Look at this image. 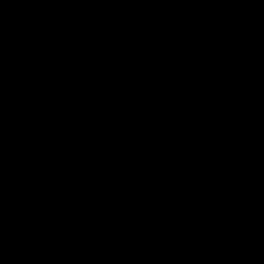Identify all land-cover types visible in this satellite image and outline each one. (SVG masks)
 <instances>
[{
	"label": "trees",
	"instance_id": "1",
	"mask_svg": "<svg viewBox=\"0 0 264 264\" xmlns=\"http://www.w3.org/2000/svg\"><path fill=\"white\" fill-rule=\"evenodd\" d=\"M233 52L246 61V71L230 90L220 92L205 73L218 75L221 60ZM8 81V94L49 92L89 108L130 98L143 105L136 116L164 112L182 126L201 128L203 135L183 153L185 168L158 173L163 183L140 193L138 206L114 192L100 199L82 195L69 165L52 159L60 152L57 144L35 164L4 154V240L11 225L37 219L44 202L34 198L36 191L52 178L47 164L59 178L49 194L80 196L96 203L105 217L100 240L89 244L85 238V264H100L106 250L113 256L114 244L122 249H115L106 264H180L190 248L179 250L169 229L204 225L208 234L240 233L249 223L264 221L260 178L208 154L210 129L240 127L251 133L264 128L259 115L264 109V0H0V85ZM78 151L61 154L78 159ZM149 214L147 239L129 244L131 220L139 215L147 221ZM59 247L65 249L63 240ZM16 251L7 247L9 256Z\"/></svg>",
	"mask_w": 264,
	"mask_h": 264
},
{
	"label": "clouds",
	"instance_id": "2",
	"mask_svg": "<svg viewBox=\"0 0 264 264\" xmlns=\"http://www.w3.org/2000/svg\"><path fill=\"white\" fill-rule=\"evenodd\" d=\"M35 93L8 94L0 85V209L4 154L24 164H35L47 147L57 144L60 152L54 162L59 166L69 164L82 195L100 199L114 192L138 206L140 193L155 191L163 183L158 173L171 175L185 168L183 153L203 135L201 128L182 126L176 119H161L164 112L151 118L136 116L137 108L126 101L89 108L52 98L49 92ZM77 118L79 123H75ZM209 135L210 160L234 162L264 183V128L251 134L240 127L210 129ZM74 147L79 149V158L73 163L61 153ZM230 175V182L235 183V174ZM37 212L35 221L11 225L7 240L3 239L0 221V264H85V238L93 244L105 232V217L99 206L80 196L42 203ZM152 219L149 214L147 221L139 215L131 220L129 244L147 239L146 229ZM209 231L204 225H189L178 232L169 229L179 250L190 248L188 258L180 264H264V221L249 223L240 233ZM61 240L65 243L63 251ZM9 245L17 249L11 256ZM112 247L113 256L115 249H122L119 244ZM99 259L100 264H106L102 256ZM148 264L163 262L149 260Z\"/></svg>",
	"mask_w": 264,
	"mask_h": 264
},
{
	"label": "snow or ice",
	"instance_id": "3",
	"mask_svg": "<svg viewBox=\"0 0 264 264\" xmlns=\"http://www.w3.org/2000/svg\"><path fill=\"white\" fill-rule=\"evenodd\" d=\"M246 71V61L241 58V54H238L236 52L230 53L226 56V58L222 59L218 68L216 69V72L218 75H213L211 70L207 71L205 73L206 77L209 79V81H215L216 87L219 89L220 92H226L230 90L235 83L240 79L241 75ZM37 94V93H33ZM121 101H126L131 105H134L137 108V114H140L139 111L140 108L143 107L142 103L130 98H125ZM101 105H90V107H99ZM105 107H109V105L104 104ZM149 115H151L149 113ZM261 117V124H264V109L261 110L259 113ZM161 119L169 118L173 119L175 122V117L168 116L167 114H161ZM249 134H251L249 132Z\"/></svg>",
	"mask_w": 264,
	"mask_h": 264
},
{
	"label": "built area",
	"instance_id": "4",
	"mask_svg": "<svg viewBox=\"0 0 264 264\" xmlns=\"http://www.w3.org/2000/svg\"><path fill=\"white\" fill-rule=\"evenodd\" d=\"M2 86H3V89H4V91H11V84H10V82L8 81V82H4L3 84H2ZM57 152H54L53 153V160H54V157H55V154H56ZM63 155V154H62ZM64 156H66V155H64ZM68 157V156H67ZM70 158V157H69ZM70 159H72V158H70ZM75 162V161H74ZM46 168H47V170H48V172H50L51 174H52V178L49 180V182H47L45 185H43V186H38L39 187V189H40V191H41V193H43L42 194V198H41V200H40V202H48V203H51V202H53V201H55V200H58L59 198H61L62 196L61 195H54V196H48L47 194H46V191H43L42 189L43 188H45L46 186L47 187H49V186H51V185H53L52 184V182H56V183H58L59 182V178H58V175H57V173H56V170H55V168L51 165V164H47L46 165ZM55 183V184H56ZM6 197V195H4L3 194V201H4V198ZM2 201V202H3ZM90 264H94V263H92V262H90Z\"/></svg>",
	"mask_w": 264,
	"mask_h": 264
},
{
	"label": "rangeland",
	"instance_id": "5",
	"mask_svg": "<svg viewBox=\"0 0 264 264\" xmlns=\"http://www.w3.org/2000/svg\"><path fill=\"white\" fill-rule=\"evenodd\" d=\"M71 160H72V162L74 163V161L77 160V158H76L75 156H73ZM66 164H67V163H66ZM67 165H69V164H67ZM55 183H56V182H52V184H55ZM48 188H49V187L46 186V187L43 188L42 190H43V191H46V194H47L48 196H52V194H49V193H48ZM28 191L33 192L34 190H32V189H28ZM36 193L39 194L38 196H39L40 198H42V194H43V193H41L40 189H38V190L36 191ZM139 197H140V194H139L138 198H139ZM121 198H122L123 200H125L126 202H128V201L130 202V201H131L130 198H128V197H121ZM40 200H41V199H40ZM103 256H104L103 259H104V260H108V261H111V259L113 258V256L111 255V252H110L109 250L104 251V255H103Z\"/></svg>",
	"mask_w": 264,
	"mask_h": 264
}]
</instances>
